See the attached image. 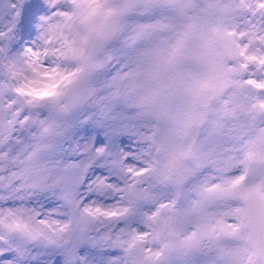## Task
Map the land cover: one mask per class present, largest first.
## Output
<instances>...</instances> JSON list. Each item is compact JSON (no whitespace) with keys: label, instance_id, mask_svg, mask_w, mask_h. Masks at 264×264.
Returning <instances> with one entry per match:
<instances>
[{"label":"snow or ice","instance_id":"1","mask_svg":"<svg viewBox=\"0 0 264 264\" xmlns=\"http://www.w3.org/2000/svg\"><path fill=\"white\" fill-rule=\"evenodd\" d=\"M0 264H264V0H0Z\"/></svg>","mask_w":264,"mask_h":264}]
</instances>
